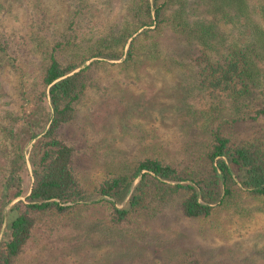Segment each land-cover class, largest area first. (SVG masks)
I'll use <instances>...</instances> for the list:
<instances>
[{
  "label": "trees",
  "instance_id": "16d2710c",
  "mask_svg": "<svg viewBox=\"0 0 264 264\" xmlns=\"http://www.w3.org/2000/svg\"><path fill=\"white\" fill-rule=\"evenodd\" d=\"M183 3L132 0L121 34L85 48L79 42L78 18L72 20L47 52L44 90L28 114L5 99L2 72L12 58L0 39V231L5 205L14 202L8 213H16L10 238L0 240V264L17 263L47 216L79 207L111 205L110 221L125 225L137 216L163 212L177 199L192 218H207L243 195L264 203V134H241L248 124L264 120V0H208L216 13L212 23L187 18ZM168 31L191 45L189 62L179 63L190 65L200 90L214 96L213 111L200 122L198 138L203 139L183 147L176 162L167 154L144 156L132 171L88 189L74 171L75 148L61 138L60 130L76 118L85 96L112 90L103 77L109 67L129 69L144 58L170 65L173 59L162 54L159 40ZM142 35L151 36L147 50L140 46ZM70 48L84 50L63 62L59 54ZM253 98L261 101L256 107L251 106ZM44 104L49 117L37 132Z\"/></svg>",
  "mask_w": 264,
  "mask_h": 264
},
{
  "label": "rangeland",
  "instance_id": "374dc122",
  "mask_svg": "<svg viewBox=\"0 0 264 264\" xmlns=\"http://www.w3.org/2000/svg\"><path fill=\"white\" fill-rule=\"evenodd\" d=\"M183 1L187 18L194 22L212 23L216 18L208 0ZM131 2L0 0V39L12 58V65L2 72L5 99L16 110L32 112L44 90L47 52L69 23L78 18L80 46H94L100 39L121 34L125 19H130ZM160 38L162 54L173 59L170 65L144 58L129 69L109 67L103 77L112 90L85 96L76 118L60 130L61 138L75 148L74 171L88 189L132 171L144 156L167 154L176 162L183 147L203 139L198 138L200 122L213 111L214 96L200 90L190 65H180L194 52L186 38L170 31ZM140 46L147 50L151 36L142 35ZM71 50L59 58L68 62L84 49ZM260 102L253 98L251 106ZM48 117L44 104L37 132ZM247 126L243 136L251 131L264 134V120ZM3 184L0 179V193ZM13 203H5L2 239L10 238L16 213L8 212ZM112 211L111 205H89L47 216L16 264H264V203L244 195L207 218L187 217L178 199L163 212L137 216L125 225L110 221Z\"/></svg>",
  "mask_w": 264,
  "mask_h": 264
},
{
  "label": "water",
  "instance_id": "95a60500",
  "mask_svg": "<svg viewBox=\"0 0 264 264\" xmlns=\"http://www.w3.org/2000/svg\"><path fill=\"white\" fill-rule=\"evenodd\" d=\"M2 236H3V230L1 231V234H0V240L2 239Z\"/></svg>",
  "mask_w": 264,
  "mask_h": 264
}]
</instances>
